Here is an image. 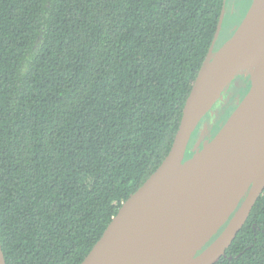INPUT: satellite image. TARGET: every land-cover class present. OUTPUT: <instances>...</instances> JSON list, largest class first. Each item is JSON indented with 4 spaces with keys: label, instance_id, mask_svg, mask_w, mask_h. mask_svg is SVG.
<instances>
[{
    "label": "trees",
    "instance_id": "1",
    "mask_svg": "<svg viewBox=\"0 0 264 264\" xmlns=\"http://www.w3.org/2000/svg\"><path fill=\"white\" fill-rule=\"evenodd\" d=\"M226 1L0 0L6 264L85 259L168 155ZM249 2L239 0L233 14L225 6L214 51ZM249 86L248 75H237L219 114L229 115L231 96ZM213 264H264V191Z\"/></svg>",
    "mask_w": 264,
    "mask_h": 264
},
{
    "label": "water",
    "instance_id": "2",
    "mask_svg": "<svg viewBox=\"0 0 264 264\" xmlns=\"http://www.w3.org/2000/svg\"><path fill=\"white\" fill-rule=\"evenodd\" d=\"M225 6L168 155L122 204L80 264H213L264 191V0H251L233 35L214 51ZM250 13L255 30L247 42L256 51L230 60L224 51ZM250 68L249 89L224 125L186 158L198 124L227 85ZM0 264H6L1 244Z\"/></svg>",
    "mask_w": 264,
    "mask_h": 264
},
{
    "label": "rangeland",
    "instance_id": "3",
    "mask_svg": "<svg viewBox=\"0 0 264 264\" xmlns=\"http://www.w3.org/2000/svg\"><path fill=\"white\" fill-rule=\"evenodd\" d=\"M251 1V0H249ZM250 3V2H249ZM234 7V0H227L226 1V12L225 13H228L230 12L232 14V11H233V8ZM237 10L239 11V8H237ZM245 11V8L244 10L241 12V14H238V16L242 15ZM239 18L236 17V20H238ZM233 19L230 18V22L229 24H233ZM228 24V25H229ZM225 28V26L223 27V29ZM230 28V27H229ZM228 30V29H227ZM253 72V69L250 68V69H246V70H243L241 71L238 75H243V76H251ZM232 82V81H231ZM230 82V83H231ZM229 83V84H230ZM228 92H229V85H227V87L225 88V90L223 91V93L221 94L220 98L218 101H216V103L212 106V108L206 113L205 117L203 118V120L198 124L196 130L198 129L199 133L202 135H205L206 133H209L211 131V128L214 129V127L217 125H219V129L224 125V123L226 122V119L225 117L223 116V112L222 111L220 114H219V108L222 107L224 109L228 108L229 106V97H228ZM231 96V95H230ZM233 96H231L232 98ZM231 105V104H230ZM223 116V117H222ZM228 117V115H226ZM222 119H219L221 118ZM219 120H221L219 122ZM219 122V124H217ZM218 132V131H217Z\"/></svg>",
    "mask_w": 264,
    "mask_h": 264
},
{
    "label": "bare ground",
    "instance_id": "4",
    "mask_svg": "<svg viewBox=\"0 0 264 264\" xmlns=\"http://www.w3.org/2000/svg\"><path fill=\"white\" fill-rule=\"evenodd\" d=\"M255 23L253 14L250 13L242 22L232 42L224 51V55L230 60L241 61L250 58L256 51V46L247 42V38L254 34ZM216 92L221 90L220 83L215 85Z\"/></svg>",
    "mask_w": 264,
    "mask_h": 264
},
{
    "label": "flooded vegetation",
    "instance_id": "5",
    "mask_svg": "<svg viewBox=\"0 0 264 264\" xmlns=\"http://www.w3.org/2000/svg\"><path fill=\"white\" fill-rule=\"evenodd\" d=\"M239 0H234V7H235V3H237ZM233 7V8H234ZM236 11V9L234 8L233 9V11H232V14L234 13ZM233 97H232V99H233V104L234 105H236V103L240 100V95L239 94H234V95H232ZM225 113V112H224ZM223 113V114H224ZM227 118V116L225 117V119ZM220 119V118H219ZM221 120H219V122H220ZM219 122L217 123V124H219ZM219 126V125H218ZM219 130V129H218ZM217 130V131H218ZM217 131H216V133H217ZM197 138H196V141L194 142V144H193V139H194V134H193V136H192V138H191V142H190V147H189V150L191 149V151L193 152V154L195 153L194 151L196 150V149H201L202 148V145H203V143L204 142H207V141H210L213 137H214V135L216 134V133H213V128H211V131L209 132V133H206L205 135H201L200 133H199V131H198V129H197ZM196 132H194V133H196ZM193 144V145H192ZM189 153V152H188ZM187 153V154H188Z\"/></svg>",
    "mask_w": 264,
    "mask_h": 264
}]
</instances>
